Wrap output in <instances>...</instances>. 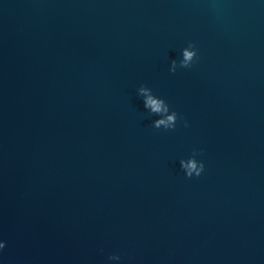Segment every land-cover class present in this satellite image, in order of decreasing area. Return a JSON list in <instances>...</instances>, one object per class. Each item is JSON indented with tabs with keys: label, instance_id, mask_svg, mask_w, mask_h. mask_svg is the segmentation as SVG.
Returning <instances> with one entry per match:
<instances>
[{
	"label": "water",
	"instance_id": "95a60500",
	"mask_svg": "<svg viewBox=\"0 0 264 264\" xmlns=\"http://www.w3.org/2000/svg\"><path fill=\"white\" fill-rule=\"evenodd\" d=\"M0 234L9 264H264L260 0H0Z\"/></svg>",
	"mask_w": 264,
	"mask_h": 264
},
{
	"label": "clouds",
	"instance_id": "9594fccd",
	"mask_svg": "<svg viewBox=\"0 0 264 264\" xmlns=\"http://www.w3.org/2000/svg\"><path fill=\"white\" fill-rule=\"evenodd\" d=\"M264 5V0H260ZM182 59L179 61L180 68H190L198 59L197 48L194 43L189 41L187 46L182 50ZM177 62L173 60L169 71L175 72ZM138 92L144 97V107L150 112L157 113V119L152 121L153 128H161L165 131L174 130L178 124H183L185 128L189 126V122L179 114L175 109L170 110L169 105L165 101L153 94L150 90L141 86ZM203 149L193 148L191 154L179 159V168L183 174L188 178L200 177L205 170V162L202 158ZM8 237L0 234V264H9V261L3 255V251L8 245ZM108 264H122L121 254L118 252L109 253L106 257Z\"/></svg>",
	"mask_w": 264,
	"mask_h": 264
}]
</instances>
